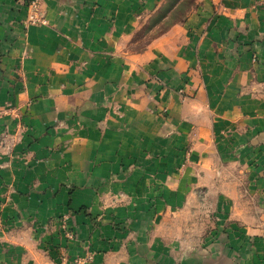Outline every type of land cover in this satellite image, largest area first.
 Instances as JSON below:
<instances>
[{
    "label": "crops",
    "instance_id": "1",
    "mask_svg": "<svg viewBox=\"0 0 264 264\" xmlns=\"http://www.w3.org/2000/svg\"><path fill=\"white\" fill-rule=\"evenodd\" d=\"M162 1L41 0L32 23L29 0H0V264L56 256L29 243L44 248V227L64 218L120 222L154 202L163 180L176 193L187 147L210 144L245 111L222 109L218 84L242 89L243 51H264V0H204L178 46L133 51Z\"/></svg>",
    "mask_w": 264,
    "mask_h": 264
},
{
    "label": "rangeland",
    "instance_id": "2",
    "mask_svg": "<svg viewBox=\"0 0 264 264\" xmlns=\"http://www.w3.org/2000/svg\"><path fill=\"white\" fill-rule=\"evenodd\" d=\"M203 1L163 0L131 36L132 50L178 46L185 18ZM243 53L248 54L243 64L248 74L242 77V89L235 93L230 82L218 87L225 94L219 101L222 109L245 111L232 121L221 123L220 118L210 144L207 138V144L187 147L190 160L183 156L186 167H179L177 192H169L165 179L154 202L145 199L140 209L121 211L120 222L105 213L82 227L65 218L44 227L46 246L29 243L34 252L47 248L56 255L45 256L44 264L58 259L87 264L96 253L102 264H264V51L253 46ZM92 235L96 239L90 241ZM133 251L147 257L133 256ZM109 252L120 257H109ZM34 264H42V258Z\"/></svg>",
    "mask_w": 264,
    "mask_h": 264
},
{
    "label": "built area",
    "instance_id": "3",
    "mask_svg": "<svg viewBox=\"0 0 264 264\" xmlns=\"http://www.w3.org/2000/svg\"><path fill=\"white\" fill-rule=\"evenodd\" d=\"M40 1L41 0H29V3L28 6L30 7L31 9V14L29 16V21L32 22V23H35V22H41V19H39L36 14L38 12V8H39V4H40Z\"/></svg>",
    "mask_w": 264,
    "mask_h": 264
}]
</instances>
